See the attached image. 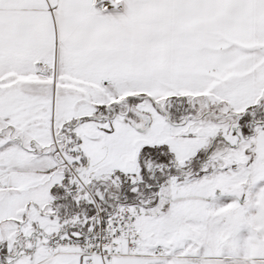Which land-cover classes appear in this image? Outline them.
Wrapping results in <instances>:
<instances>
[{
    "label": "snow or ice",
    "instance_id": "6c2138e0",
    "mask_svg": "<svg viewBox=\"0 0 264 264\" xmlns=\"http://www.w3.org/2000/svg\"><path fill=\"white\" fill-rule=\"evenodd\" d=\"M0 264H264V0H0Z\"/></svg>",
    "mask_w": 264,
    "mask_h": 264
}]
</instances>
